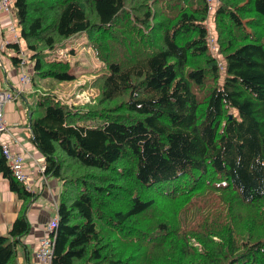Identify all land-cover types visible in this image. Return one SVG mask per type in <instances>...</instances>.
<instances>
[{
  "label": "trees",
  "instance_id": "16d2710c",
  "mask_svg": "<svg viewBox=\"0 0 264 264\" xmlns=\"http://www.w3.org/2000/svg\"><path fill=\"white\" fill-rule=\"evenodd\" d=\"M12 7L18 68L24 51L34 77L76 80L79 63L59 57L76 36L102 64L94 103L44 88L29 112L43 177L63 186L50 264H264V0H220L215 54L207 0ZM0 175L23 200L0 264H22L37 193L1 146Z\"/></svg>",
  "mask_w": 264,
  "mask_h": 264
},
{
  "label": "crops",
  "instance_id": "0c3cea01",
  "mask_svg": "<svg viewBox=\"0 0 264 264\" xmlns=\"http://www.w3.org/2000/svg\"><path fill=\"white\" fill-rule=\"evenodd\" d=\"M11 22H15V16L12 13L10 15L6 14L0 8V90L13 92L16 95V99L5 107V120L11 130L19 137V142L25 147L27 153L36 155L39 159V150L35 147L31 136V113L29 112L30 109L34 108L31 107V101L33 99L38 100V94L41 90V88H38L40 82L35 81L31 69L28 68V72L24 73L27 75L29 73L31 82L28 84L22 83L21 78L24 75L22 66L18 68L11 61L16 54L15 50L9 46L15 42L12 41L10 35H7ZM20 134L24 136H21V138ZM11 136L12 132L8 131L1 136V139L9 142L12 139ZM14 150L19 151L20 147L14 145ZM26 164L27 170L32 176L34 168L28 156L26 157ZM38 177L40 178L39 174L33 176L34 185L32 186L33 188L31 187L32 192L37 193L38 198L36 197L28 203L26 208L31 229L29 234L22 239L23 243L19 248V261L22 264H27V255L29 253H31L30 262L38 264L36 250L39 247L40 239L46 236L45 232L48 222L56 216L54 204L58 205V197L63 189L59 180L52 179L48 181L49 187H43L44 189L40 191L42 184H39L40 179ZM35 178L39 179L38 182L35 181ZM22 204L23 200L19 198L18 194L11 191L9 180L0 175V233L8 235L21 210Z\"/></svg>",
  "mask_w": 264,
  "mask_h": 264
},
{
  "label": "rangeland",
  "instance_id": "374dc122",
  "mask_svg": "<svg viewBox=\"0 0 264 264\" xmlns=\"http://www.w3.org/2000/svg\"><path fill=\"white\" fill-rule=\"evenodd\" d=\"M11 13L13 14V16H15L16 12L13 7H11ZM17 23L18 22L15 20V25H16L15 27L18 30ZM68 44L72 46V48L67 47L65 51L62 50L63 52L60 49L59 52L60 53L62 52L63 56H59V57L68 59L69 61L73 63H76V62L79 63V67H77V69L75 70L77 79L73 81H68V82H58L55 79H40L38 76H36L35 81L40 82V84L38 85V88L39 89L41 88L42 90H44V88L45 90H52L54 94H57L59 97L69 102H72L73 104L84 105V104L94 103L93 99L97 97V93L99 91L98 89L96 90L95 88L92 89L90 87V84H92L95 81L96 79L95 74L99 73V69L100 67H102V64L95 56V53L93 49L90 47V45L88 44L86 37L76 36L72 38L68 42ZM72 51L74 53H71ZM50 56L55 57V56H58V54L49 55V57ZM28 68H30V64L28 63L22 66V73L26 71L28 72ZM36 103H37V100L33 99L31 101V107L35 108ZM21 136H24V135L20 134V137ZM30 160L34 168V172L32 176L37 175L38 173L37 171H35L34 161L32 158ZM39 176H40V178L38 177L40 179V180L38 179L39 184L40 185L42 184V188L40 189V191L44 189L43 187H49L48 181L54 179V178H44L42 175H39ZM38 180L35 178L36 182H38ZM55 207H56V204H54V209ZM37 250H36V254H37ZM18 260H19V257H18Z\"/></svg>",
  "mask_w": 264,
  "mask_h": 264
},
{
  "label": "built area",
  "instance_id": "2783aa9c",
  "mask_svg": "<svg viewBox=\"0 0 264 264\" xmlns=\"http://www.w3.org/2000/svg\"><path fill=\"white\" fill-rule=\"evenodd\" d=\"M209 6V13L213 12L216 9V6L219 3V0H207ZM13 0H0V8L3 12L10 15L11 7ZM7 35L11 36L13 42H18V33L15 25L11 22L9 25V29L7 31ZM23 57H25L24 53H22ZM62 56V52L60 53ZM22 83L27 84L30 82V78L27 74H24L21 78ZM16 99V96L9 91L0 90V146L3 155L5 156L8 166L11 168V171L16 178L17 181L24 183L28 190L32 191V186L34 185V180L27 170L26 164V155L27 152L21 148L19 151L14 150V145L20 146L19 138L16 134L11 130V127L5 120V107L7 104L11 103ZM8 131L12 132L11 142L8 140H2L1 136ZM35 164V171L43 172L44 165L43 159H36L32 157ZM32 187V188H31ZM58 206L56 205L55 211L57 212ZM58 214L48 222L46 226L47 235L40 239L39 248L37 250V258H39V264H50L53 253H54V240L50 237V234L53 229L56 228L58 223Z\"/></svg>",
  "mask_w": 264,
  "mask_h": 264
},
{
  "label": "bare ground",
  "instance_id": "6f19581e",
  "mask_svg": "<svg viewBox=\"0 0 264 264\" xmlns=\"http://www.w3.org/2000/svg\"><path fill=\"white\" fill-rule=\"evenodd\" d=\"M55 55V54H54Z\"/></svg>",
  "mask_w": 264,
  "mask_h": 264
}]
</instances>
